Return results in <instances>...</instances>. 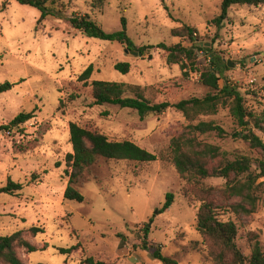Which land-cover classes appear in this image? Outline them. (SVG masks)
<instances>
[{"label": "rangeland", "instance_id": "obj_1", "mask_svg": "<svg viewBox=\"0 0 264 264\" xmlns=\"http://www.w3.org/2000/svg\"><path fill=\"white\" fill-rule=\"evenodd\" d=\"M64 1L69 4L65 13L39 22L38 8L0 0V85L13 84L0 92V127L21 112L34 113L23 124L0 128V187L9 178L23 185L21 190L0 192V234L32 225L44 229L25 237L47 248L32 253L17 248L26 264H79L87 256L123 264H164L139 247L148 225L145 240L159 245L166 256L180 264H214L196 228L200 202L186 194L185 181L167 159L145 163L100 158L75 184L85 200L64 198L69 180L66 156L73 151L71 122L97 129L111 140H132L157 155L165 153L171 137L187 124L174 108L141 117L134 109L94 105L90 88L83 87L78 77L93 64L89 81L140 85L154 102L202 97L209 88L201 84L199 74L184 77L180 66L168 63L167 52L157 46L210 47L198 51L199 64H210L215 55V66L223 70L220 85H236L248 111L259 113L264 110V5H232L218 29L212 20L220 14L222 0H106L102 9H92L90 0ZM86 14L107 32L121 30L126 17L127 33L135 45L154 48L134 55L119 42L73 28L70 17ZM183 24L196 27L198 42L172 34ZM120 61L131 64L128 73L115 69ZM72 93L80 96L73 99ZM203 119L216 121L228 133L225 138L206 135L205 140L232 155L249 156L251 171L259 173L260 150L242 138L248 130L236 124L228 107L222 105L217 114ZM253 132L264 143V133ZM227 181L210 177L205 183L224 188ZM170 192L174 202L162 211ZM259 195L256 211L241 220L220 210L222 219L237 222L236 241L248 256L252 239L264 250V192ZM78 243L70 254L59 251Z\"/></svg>", "mask_w": 264, "mask_h": 264}, {"label": "trees", "instance_id": "obj_2", "mask_svg": "<svg viewBox=\"0 0 264 264\" xmlns=\"http://www.w3.org/2000/svg\"><path fill=\"white\" fill-rule=\"evenodd\" d=\"M38 8L41 12L39 22L49 15L65 13L69 4L64 0H17ZM73 1V0H70ZM106 0H90L92 9H102ZM232 5L262 6L264 0H222L220 14L212 23L221 29L225 20L229 17V9ZM73 28L84 31L91 37L116 41L128 49H134L142 54L153 45L138 47L127 33V19L122 17L123 28L116 32L105 31L89 14L70 17ZM172 34L179 38H188L192 41L200 40L196 27L188 24L172 29ZM157 47L167 52V61L170 64H178L184 77L199 74V81L209 88L202 97L191 96L171 103L169 101L154 102L150 100L140 85L119 81L92 80L89 81L94 66L90 64L78 77L83 87L91 90L94 105L112 104L121 108H130L138 111L141 117L150 114H161L169 108L180 112L187 121L181 130L177 131L170 140L165 153L157 155L141 147L132 140H111L107 135L97 129L82 126L77 122L69 124L70 141L73 151L66 156V174L69 177L64 198L83 202L85 196L76 188L75 184L80 180L85 171L94 165L100 158L108 160H132L150 163L157 159H167L176 168L180 177L187 185L186 194L193 195L200 206L197 211V231L206 241L209 256L214 264H264V250L260 241L252 239L251 254L246 255L237 244L239 227L235 220L221 218L220 210L224 209L234 214L238 219L249 216L257 209L260 195L264 192V143L253 132L257 129L264 133V110L259 113L248 111L245 100L236 85L230 82L220 85L221 74L215 66L217 57L213 55L208 65H200L198 59L199 50H210L209 47L194 45L191 47L177 43L171 46L160 43ZM115 69L128 73L131 69L129 62L120 61L115 64ZM13 84L5 82L0 85V92L10 90ZM80 93H72L71 98L76 99ZM224 105L229 108L236 124L242 129L248 130L242 138L249 141L253 148L260 150L258 162L259 173L254 174L252 159L246 155H232L220 146L205 140L204 136L214 134L219 138H225L226 129L214 120H205L203 117L218 113ZM34 117L33 112H21L5 127L23 124ZM234 136L240 137V132ZM234 156V157H232ZM244 178H239V177ZM210 177H222L227 179L224 188L208 186L205 180ZM261 179V180H260ZM260 180V181H259ZM23 185L8 179L6 186L0 187V192H13L21 190ZM175 195L167 194L162 211H166L174 202ZM36 236L44 232L42 227L32 225L26 230H18L12 234H0V264H26L19 256L17 248H24L26 252L45 249L39 248L25 237L26 233ZM148 225L144 228V240L140 244L142 250L149 251L153 258L164 264H180L171 256H166L159 245H150L145 239L149 234ZM79 243L69 248H60L63 254H70L77 250ZM79 264H123L118 261L96 259L87 256Z\"/></svg>", "mask_w": 264, "mask_h": 264}, {"label": "water", "instance_id": "obj_3", "mask_svg": "<svg viewBox=\"0 0 264 264\" xmlns=\"http://www.w3.org/2000/svg\"><path fill=\"white\" fill-rule=\"evenodd\" d=\"M198 44V43H197ZM127 50V52H131L132 54H134V55H139V56H141L142 55V52H139V51H137V50H134V49H126ZM229 65L231 66L232 64L229 62Z\"/></svg>", "mask_w": 264, "mask_h": 264}, {"label": "crops", "instance_id": "obj_4", "mask_svg": "<svg viewBox=\"0 0 264 264\" xmlns=\"http://www.w3.org/2000/svg\"><path fill=\"white\" fill-rule=\"evenodd\" d=\"M23 217L25 218V216L23 215Z\"/></svg>", "mask_w": 264, "mask_h": 264}]
</instances>
